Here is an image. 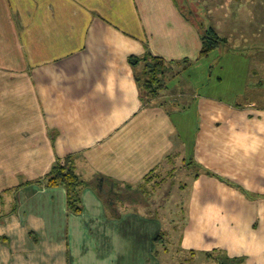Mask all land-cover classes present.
Returning <instances> with one entry per match:
<instances>
[{"label": "crops", "instance_id": "crops-1", "mask_svg": "<svg viewBox=\"0 0 264 264\" xmlns=\"http://www.w3.org/2000/svg\"><path fill=\"white\" fill-rule=\"evenodd\" d=\"M261 7L264 0H0V264H179V255L186 264L222 256L264 264ZM195 12L235 56L247 52L250 61L220 65L240 77L239 88L229 98L193 95L176 79L168 94L142 99L128 58L198 63ZM67 155L86 182L79 212L68 208L65 187L35 182ZM179 172L183 216L167 235L153 198Z\"/></svg>", "mask_w": 264, "mask_h": 264}, {"label": "rangeland", "instance_id": "rangeland-1", "mask_svg": "<svg viewBox=\"0 0 264 264\" xmlns=\"http://www.w3.org/2000/svg\"><path fill=\"white\" fill-rule=\"evenodd\" d=\"M183 8L188 9V12L190 13L191 8H196L194 6H183ZM259 11H263L264 9H259ZM262 12V13H263ZM262 13H260V19H259V23H258V28H262L264 26V22H262ZM194 18L195 21H198L196 23H198V27H200V30H207L208 26H205L203 23L204 21L201 18H198V15L194 14ZM207 25V24H206ZM264 34V31H261ZM261 38H263L262 35H259ZM260 38V39H261ZM235 39V38H234ZM227 46V47H226ZM229 45L221 44L220 47H218V51H216V49L214 51H212L210 53L209 56H207L206 58L200 60L198 63H194V65H188L185 68H181L182 65H174V67H172V71H176L179 70L181 68V71L179 75H176L173 78H170L168 80V83L172 86V87H176V81L178 79L185 81L184 84L187 83L188 86L193 87V95H199L201 93H209L211 95L217 96V97H231L233 94V91L238 87V79L240 77H236L235 76V71L234 70H230V69H225V68H221L220 69V65L223 64L224 61L229 60L230 61H234L238 62L243 60V62H245V60L250 61L249 57L246 55L247 52L244 51V53H242L241 51H239L238 53H240L241 55L244 56V59L239 57V56H235L234 53L236 51L232 48L228 47ZM262 54H264V52H262ZM258 55V54H255ZM264 56V55H263ZM257 58V56H256ZM218 62V63H217ZM244 66V64L242 65H237V70H240L242 67ZM234 74H233V73ZM240 72V71H239ZM170 74L172 72H169ZM179 76V77H178ZM219 77L222 78V80L218 83L215 84L213 82H217V80L219 81ZM177 79V80H176ZM223 81V82H222ZM212 83L210 86H206V84ZM183 88V86H182ZM167 88L162 89L160 92L164 93L166 91L171 92L170 90H167ZM176 89V88H175ZM185 89V86H184ZM166 94H168V92H166ZM191 97V96H190ZM184 99V98H183ZM193 99H189L188 104L189 107L187 108V110H189V120L191 125L195 123V117L192 113V110L189 109L190 106L192 105ZM183 106V105H182ZM187 112V111H186ZM191 129V128H190ZM181 179V174L179 172V174L176 175V178H174L173 180H165V183L163 182V184H159V186H157V190L159 191V194H161L162 192V196H160L158 194V196L154 197L153 199L155 200V206L161 203V206L163 207V215H164V223L166 226V233L171 234V231L174 229L175 226H178L183 213L181 210V207H179L180 204H182V196L181 195H177L179 194V192L177 191V189L179 188V185L183 182V180ZM171 182V183H170ZM161 185V186H160ZM166 189H172V194L174 193L175 195L173 196H164V193H166ZM165 233V235H166ZM171 236V235H169ZM177 237V234H175V238ZM174 239V237H173ZM175 240V239H174ZM177 240V239H176ZM167 246L170 247V245L168 244ZM174 248V246H173ZM177 263L179 264H186L189 261L185 260L184 258H182L181 255H179L178 257ZM214 263V262H213ZM216 264V263H214Z\"/></svg>", "mask_w": 264, "mask_h": 264}, {"label": "trees", "instance_id": "trees-1", "mask_svg": "<svg viewBox=\"0 0 264 264\" xmlns=\"http://www.w3.org/2000/svg\"><path fill=\"white\" fill-rule=\"evenodd\" d=\"M201 39L202 48L199 59L206 58L212 51L225 43V40L220 38L211 27L207 30H201ZM128 60L134 70L140 97L144 100H150L159 96L160 91L168 87V80L180 73V71H172V62L154 56L149 52L141 56H130ZM169 72L172 73L170 74ZM35 182L50 187H65L68 208L74 212L80 211L79 190L86 182L81 180L75 172L74 157L72 155H67L62 159L56 160L50 171L42 178L35 180ZM219 261L221 264H241L240 258H230L227 256H222V258H219Z\"/></svg>", "mask_w": 264, "mask_h": 264}]
</instances>
